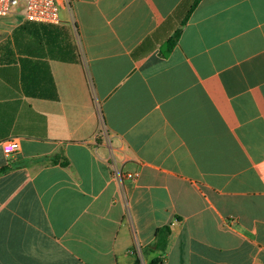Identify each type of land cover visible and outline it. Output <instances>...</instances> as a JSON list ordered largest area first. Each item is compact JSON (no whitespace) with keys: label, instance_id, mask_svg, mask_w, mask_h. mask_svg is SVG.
<instances>
[{"label":"crops","instance_id":"0c3cea01","mask_svg":"<svg viewBox=\"0 0 264 264\" xmlns=\"http://www.w3.org/2000/svg\"><path fill=\"white\" fill-rule=\"evenodd\" d=\"M195 1L0 19V264H264V0Z\"/></svg>","mask_w":264,"mask_h":264},{"label":"built area","instance_id":"2783aa9c","mask_svg":"<svg viewBox=\"0 0 264 264\" xmlns=\"http://www.w3.org/2000/svg\"><path fill=\"white\" fill-rule=\"evenodd\" d=\"M62 0H0V17H13L25 22L53 25L60 22L59 7ZM64 1V0H63ZM22 5V13L16 7ZM17 148L14 140L5 141L2 149L10 154ZM137 174H128L126 178H136Z\"/></svg>","mask_w":264,"mask_h":264},{"label":"trees","instance_id":"16d2710c","mask_svg":"<svg viewBox=\"0 0 264 264\" xmlns=\"http://www.w3.org/2000/svg\"><path fill=\"white\" fill-rule=\"evenodd\" d=\"M198 1L199 0H196L192 4V6L189 8L188 16H189L191 10L194 8V6L198 3ZM179 32H180V30H177L174 33L172 40H169V42H168L169 43V46H168L169 50L174 45L175 39L178 38ZM10 168H11L10 164H7V165L1 167L0 168V175L6 173L7 171H9ZM169 234H170L169 226H163V227L157 228L155 230V232H154V242H153V244L151 246V250L152 251H157L159 253H164L165 250H166L167 244H168ZM149 264H162L161 257H156Z\"/></svg>","mask_w":264,"mask_h":264},{"label":"rangeland","instance_id":"374dc122","mask_svg":"<svg viewBox=\"0 0 264 264\" xmlns=\"http://www.w3.org/2000/svg\"><path fill=\"white\" fill-rule=\"evenodd\" d=\"M16 11H17L18 13H22V11H23L22 5L16 7ZM0 19H3V18L0 17ZM104 135H105V133H104ZM99 139L102 141V136H100Z\"/></svg>","mask_w":264,"mask_h":264}]
</instances>
